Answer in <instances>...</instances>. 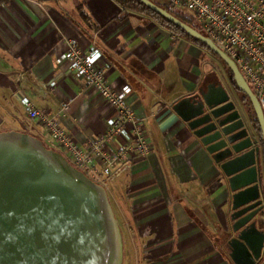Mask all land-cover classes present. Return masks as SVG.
I'll return each mask as SVG.
<instances>
[{
    "label": "crops",
    "instance_id": "1",
    "mask_svg": "<svg viewBox=\"0 0 264 264\" xmlns=\"http://www.w3.org/2000/svg\"><path fill=\"white\" fill-rule=\"evenodd\" d=\"M63 38L103 53L107 82L131 86L129 103L153 144L146 160L107 189L121 231V264H232L223 248L232 192L214 154L185 119L200 113L201 92L217 86L203 85L202 48L192 40L117 0H0V131L28 132L66 155L42 121L28 117L24 94L58 117L78 145L104 134L114 110L59 61L67 51ZM223 71L221 87L239 97ZM93 168L88 174L101 166Z\"/></svg>",
    "mask_w": 264,
    "mask_h": 264
},
{
    "label": "water",
    "instance_id": "2",
    "mask_svg": "<svg viewBox=\"0 0 264 264\" xmlns=\"http://www.w3.org/2000/svg\"><path fill=\"white\" fill-rule=\"evenodd\" d=\"M140 1L221 58L251 102L264 144L263 110L235 61L210 37L167 9L152 0ZM231 97L224 87L209 86L201 92L198 116L185 119L224 173L232 192L234 221L244 212L241 206L260 196L259 148H252L246 128L223 140L206 110ZM253 216L230 225L232 238L226 251L232 264H258L263 258V233L254 222L244 227ZM121 260V231L107 189L40 138L25 131H0V264H121Z\"/></svg>",
    "mask_w": 264,
    "mask_h": 264
},
{
    "label": "built area",
    "instance_id": "3",
    "mask_svg": "<svg viewBox=\"0 0 264 264\" xmlns=\"http://www.w3.org/2000/svg\"><path fill=\"white\" fill-rule=\"evenodd\" d=\"M166 5L191 16L222 50L236 63L256 95L264 113V0H165ZM67 51L59 58L85 85L102 96L113 108L104 134L87 146L78 145L62 127L58 117L39 109L32 99L22 94L20 102L31 120L40 119L51 138L66 151V157L88 174L93 165L101 169L90 175L108 189L134 165L148 158L153 150L151 138L131 107L130 85L120 88L107 82L109 62L96 47L84 51L77 40L63 38ZM24 75L17 80L24 82ZM68 110V106L62 108ZM130 124V127L128 125ZM116 142V148L110 147Z\"/></svg>",
    "mask_w": 264,
    "mask_h": 264
},
{
    "label": "rangeland",
    "instance_id": "4",
    "mask_svg": "<svg viewBox=\"0 0 264 264\" xmlns=\"http://www.w3.org/2000/svg\"><path fill=\"white\" fill-rule=\"evenodd\" d=\"M155 1L166 5V3L164 2L165 0ZM195 24L203 33H205L204 30L196 22ZM201 48L203 51L201 50V53L199 55L195 51H191V54L198 55L199 62L204 71L203 75L205 77V80L203 82V85L206 87L207 85L209 86V84L212 83L217 85V87L222 86L224 82L223 70L229 72L225 63L208 49H205L203 47ZM237 96L245 98V95L243 93L238 92ZM239 97H231L230 100L225 101L224 103H221L219 105H215L212 108L206 107V110L213 116V122L217 126V130L222 134L223 140H227L228 137L233 135V133H235L237 130L247 127V123L250 125L249 119L252 118L254 109L249 99L245 98V100L241 101V98ZM89 177L91 176L89 175ZM262 264H264V261Z\"/></svg>",
    "mask_w": 264,
    "mask_h": 264
},
{
    "label": "trees",
    "instance_id": "5",
    "mask_svg": "<svg viewBox=\"0 0 264 264\" xmlns=\"http://www.w3.org/2000/svg\"><path fill=\"white\" fill-rule=\"evenodd\" d=\"M124 8L135 11V12H139L142 14H145L147 16H150L152 19H154L157 23H159L161 26L169 29L171 32L178 34V35H182L190 40H192L193 42H195L197 45H199L200 47H203L205 49H208L209 51H211L213 54H215L219 59H221L216 53H214L206 44H204L203 42H201L200 40L194 38L193 36H190L185 30H183L181 27L177 26L176 24H174L173 22H171L170 20H168L167 18H165L164 16L160 15L159 13H157L156 11L150 9L149 7H147L143 2H141L140 0H117ZM155 3L159 4L160 6H162L163 8L167 9L169 12H171L172 14H174L175 16H177L179 19H181L182 21H184L185 23L191 25L192 27L196 28L197 30H199L202 34L206 35V33H203L198 26L195 24L194 19L189 16L188 14L179 11V10H175L174 8H172L169 5H165V4H161L158 3L155 0H152ZM82 12V11H81ZM87 17V16H85ZM88 19V18H87ZM231 77L232 76V72L231 70L227 67ZM233 84L235 85V87L237 88V90L241 91L240 88L237 86L234 78H232ZM244 94V93H243ZM245 95V94H244ZM245 98L248 99V97L245 95ZM252 121H253V125L257 131V133L259 134L260 138L263 140L262 138V131H261V127L259 124V121L256 117L255 111L254 114L252 115ZM46 144V143H45ZM46 146L48 148H53L49 145L46 144ZM55 149V148H53ZM58 151V150H57ZM60 152V151H59ZM62 153V152H61ZM65 157L66 155L64 153H62ZM67 158V157H66ZM68 159V158H67ZM73 164V163H72ZM74 165V164H73ZM76 166V165H74ZM77 167V166H76ZM78 168V167H77ZM80 169V168H79ZM226 238L224 237L223 240V248L226 251ZM264 261V258L260 261L259 264H262Z\"/></svg>",
    "mask_w": 264,
    "mask_h": 264
},
{
    "label": "flooded vegetation",
    "instance_id": "6",
    "mask_svg": "<svg viewBox=\"0 0 264 264\" xmlns=\"http://www.w3.org/2000/svg\"><path fill=\"white\" fill-rule=\"evenodd\" d=\"M232 83H233V81H232ZM234 87H235V85H234ZM237 92L242 93L239 90H237ZM249 123L251 126L247 123V127H245L247 129V136H249L251 138V140L253 141L252 148H259V151L256 152V166H257V170H258L257 183L259 186L260 196L258 197V199L253 200V201L246 203L245 205L241 206L239 209H244V212L240 216L236 217L234 221L231 220V217H230V220H231V225H232L233 222L237 221L238 219L247 218L251 214H254V216L247 222V224L244 227L247 228L248 226H250L254 222L257 229L259 231H261L264 235V144H263V140L260 138L259 134L257 133V131L253 125L252 118L249 119ZM241 130H242V128L237 130L236 133H238ZM257 201H261V203L255 206L254 204ZM232 213H233V211L231 212V216H232ZM224 236L226 238L225 241H226V250H227L228 249V241L232 237L230 234H228V235L225 234ZM263 258H264V244H263ZM260 261H259V263H260Z\"/></svg>",
    "mask_w": 264,
    "mask_h": 264
}]
</instances>
